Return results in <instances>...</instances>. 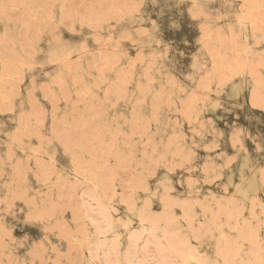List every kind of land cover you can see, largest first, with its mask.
Returning <instances> with one entry per match:
<instances>
[{
	"label": "rangeland",
	"instance_id": "rangeland-1",
	"mask_svg": "<svg viewBox=\"0 0 264 264\" xmlns=\"http://www.w3.org/2000/svg\"><path fill=\"white\" fill-rule=\"evenodd\" d=\"M0 264H264V0H0Z\"/></svg>",
	"mask_w": 264,
	"mask_h": 264
},
{
	"label": "bare ground",
	"instance_id": "bare-ground-1",
	"mask_svg": "<svg viewBox=\"0 0 264 264\" xmlns=\"http://www.w3.org/2000/svg\"><path fill=\"white\" fill-rule=\"evenodd\" d=\"M99 233V232H98ZM100 244V243H99ZM98 245V244H97Z\"/></svg>",
	"mask_w": 264,
	"mask_h": 264
}]
</instances>
